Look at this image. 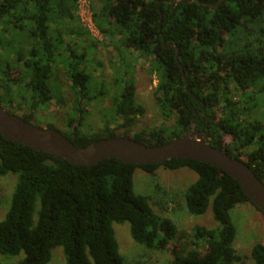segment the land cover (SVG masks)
Returning <instances> with one entry per match:
<instances>
[{
	"label": "trees",
	"instance_id": "1",
	"mask_svg": "<svg viewBox=\"0 0 264 264\" xmlns=\"http://www.w3.org/2000/svg\"><path fill=\"white\" fill-rule=\"evenodd\" d=\"M78 1L0 0V47L15 59L12 63L0 59L1 107L33 124L40 108L56 99L59 105L67 104L60 77L67 78L75 97V117L67 131L54 125L46 129L61 132L75 146L126 137L156 147L190 132L205 135L208 131V143L244 163L264 184V123L254 118L264 107V0H223L221 4V0H97L94 21L100 32L118 39L124 72L116 81L120 91L112 98L120 122L115 130L106 122L94 135L82 128L89 106L103 98L106 84L87 72L88 50L80 51V42L66 40L60 28L68 21L73 24L69 32L80 35ZM125 51H136L139 59L151 62L149 72L158 75L156 103L165 121L176 119L170 132L131 134L146 110L137 101L134 67L124 59ZM16 64H22L16 74L2 75L3 65L10 72ZM26 79L32 95L18 102L21 94L11 85ZM24 109L27 114L23 115ZM137 169L150 175L159 169L194 172L198 179L185 193L187 209L192 215H204L212 199L220 228L198 227L194 240L186 242V233L172 220L155 214L147 197L134 193ZM7 175L17 176L18 183L0 222V254L23 253L20 264H49L58 247L67 264H124L113 229L114 224L124 223L130 224L136 243L169 251L173 256L169 264L242 261L234 247L231 212L238 205H254L231 176L209 164L173 159L137 166L111 159L77 166L9 142L0 134V177ZM251 259L252 264H264V245L252 248Z\"/></svg>",
	"mask_w": 264,
	"mask_h": 264
},
{
	"label": "rangeland",
	"instance_id": "2",
	"mask_svg": "<svg viewBox=\"0 0 264 264\" xmlns=\"http://www.w3.org/2000/svg\"><path fill=\"white\" fill-rule=\"evenodd\" d=\"M89 4V8L93 15L92 29H87L81 22L80 35H72L69 30L73 24L66 21L65 25H61L63 36L66 40L73 41L75 38L80 42L79 49L88 50V58L86 61L87 72H91L97 79L99 84H106L104 88L103 98L99 101L93 102L90 107L89 116L83 124V132L87 135L97 134L102 131L106 122L110 124V128L115 130L119 124V120L115 117L112 108V98L118 91H120L119 84L116 83L118 78L123 74L124 67L122 60H120L121 48L118 39L111 35H105L99 31L94 21L95 8H99L97 0H83ZM80 0L78 1V6ZM79 10V9H78ZM106 19L102 18L101 23ZM114 30L112 26H108ZM83 46V47H82ZM126 53V51H125ZM139 54L136 51H128L124 55V59L134 67L132 74L135 78V85L137 88V101L144 106L146 113L139 118L138 123L133 129L134 133H148L154 130H164L170 132L175 128L176 119L165 121L156 100L155 90L158 85V75L151 74V62H146L139 59ZM139 59L134 61L135 58ZM130 58V61H129ZM0 59L3 63L8 61L14 62V55L9 54L7 49L0 47ZM22 67V64H16L9 72L5 65L1 70L3 76L16 74ZM61 81L64 83V98L67 101L66 105H59L57 99L54 100L48 107H42L36 113L32 123L40 128H48L54 125L60 131H67L68 122L74 116L73 106L75 97L70 89V82L67 78ZM65 80V81H64ZM69 83V84H68ZM29 80L26 79L19 82L17 85L12 84L11 88L16 94H21L18 102L22 97L30 98L32 92L28 86ZM25 106V105H23ZM21 114H27L24 109ZM254 118L260 119L264 123V107L260 108ZM119 133V132H118ZM188 173V178H182V174ZM198 176L187 169H179L177 171H168L159 169L155 175H150L142 169H137L134 174L133 187L136 195H141L149 199V203L154 213L158 216L168 218L174 222L180 232L186 233V242L194 240L195 229L198 227H205L206 229H218L219 224L213 216L212 199L209 208L204 215H192L186 206L185 193L188 188L197 181ZM18 177L15 175H7L0 177V222L3 221L11 207L12 198L16 190ZM40 203L36 205L34 214V222L38 220V211ZM232 221L236 228V240L234 247L237 254L242 258L241 263L235 264H252L251 251L257 244L264 245V215L249 203L236 206L232 212ZM113 229L117 242L119 244L120 254L124 259V264H169L173 260V256L169 251H158L148 249L134 241L131 236V227L129 223L114 224ZM169 248L173 247L169 243ZM203 242L199 249L203 250ZM24 259V254L11 257L0 254V264H20ZM49 264H67L66 256L61 247L52 251V259ZM94 264V263H93Z\"/></svg>",
	"mask_w": 264,
	"mask_h": 264
},
{
	"label": "water",
	"instance_id": "3",
	"mask_svg": "<svg viewBox=\"0 0 264 264\" xmlns=\"http://www.w3.org/2000/svg\"><path fill=\"white\" fill-rule=\"evenodd\" d=\"M181 71L185 78L182 67ZM209 119L207 117V123ZM0 134L9 142L22 144L77 166L90 167L111 159L137 166L159 165L173 159L206 163L231 176L248 200L264 215V184L244 163L208 143V131L205 135L190 132L156 147L126 137L102 139L86 147H77L61 132L30 124L20 117L10 115L0 105Z\"/></svg>",
	"mask_w": 264,
	"mask_h": 264
},
{
	"label": "built area",
	"instance_id": "4",
	"mask_svg": "<svg viewBox=\"0 0 264 264\" xmlns=\"http://www.w3.org/2000/svg\"><path fill=\"white\" fill-rule=\"evenodd\" d=\"M78 15L81 17V22L87 29H92L93 15L86 1L80 0Z\"/></svg>",
	"mask_w": 264,
	"mask_h": 264
},
{
	"label": "crops",
	"instance_id": "5",
	"mask_svg": "<svg viewBox=\"0 0 264 264\" xmlns=\"http://www.w3.org/2000/svg\"><path fill=\"white\" fill-rule=\"evenodd\" d=\"M192 172V171H191ZM182 178H188V173L187 172H185L184 174H182V176H181Z\"/></svg>",
	"mask_w": 264,
	"mask_h": 264
},
{
	"label": "flooded vegetation",
	"instance_id": "6",
	"mask_svg": "<svg viewBox=\"0 0 264 264\" xmlns=\"http://www.w3.org/2000/svg\"><path fill=\"white\" fill-rule=\"evenodd\" d=\"M3 94V93H2Z\"/></svg>",
	"mask_w": 264,
	"mask_h": 264
}]
</instances>
